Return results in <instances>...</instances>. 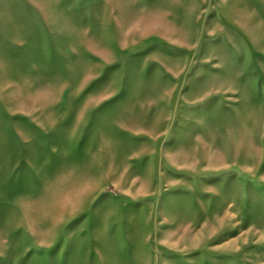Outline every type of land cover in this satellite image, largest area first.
<instances>
[{
    "label": "rangeland",
    "instance_id": "374dc122",
    "mask_svg": "<svg viewBox=\"0 0 264 264\" xmlns=\"http://www.w3.org/2000/svg\"><path fill=\"white\" fill-rule=\"evenodd\" d=\"M0 264H264V0H0Z\"/></svg>",
    "mask_w": 264,
    "mask_h": 264
}]
</instances>
